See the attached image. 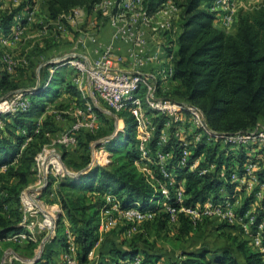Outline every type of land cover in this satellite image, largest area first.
<instances>
[{
  "label": "trees",
  "instance_id": "obj_1",
  "mask_svg": "<svg viewBox=\"0 0 264 264\" xmlns=\"http://www.w3.org/2000/svg\"><path fill=\"white\" fill-rule=\"evenodd\" d=\"M43 1L48 22L59 21L64 30H71L72 27L65 15L69 14L73 7L79 6L87 15H90L94 7L102 0ZM164 1L142 0L145 13L152 15ZM205 2L206 5L203 4ZM212 2L213 0H172L177 8L178 31L174 36L175 32L172 33L169 30L162 32L166 49L173 52V73L167 83L168 90H165L164 94L197 105L209 126L216 131L224 133L249 131L259 122L264 123V0L255 6L237 9L236 27L233 32L214 25L216 11L211 8ZM27 3L31 6L27 7ZM33 4L31 0H26L16 6L0 7V36L9 35L18 23L24 26L27 15L21 16L20 11L24 8L26 11L31 10ZM101 14H103L102 24L106 23L108 15L101 10H96L97 17L100 18ZM37 25L43 28L42 23ZM54 32L55 35L46 36L41 41L29 39L18 54L20 59L22 57L21 60L19 59L21 65L14 68V72L4 68L6 67L3 61L5 54L0 51V90L13 91L25 86L26 80L36 79L35 68L41 61V57L58 44L60 39L59 34L62 32L60 30H54ZM27 47L30 49L25 53ZM50 65L55 66L53 63L40 66L39 71L42 70L41 73L38 71L40 84L29 93L30 103L26 109L13 113H0V121L3 122L0 124V240H3L8 233L22 229L21 209L16 208L10 214L6 211L5 205L12 201L19 202L21 190L33 181L34 155L46 141L41 140L38 143L29 141L23 149L21 145L27 137L36 138L54 132L57 124L54 115H47L42 119L38 132H35L37 122L36 119H32V116L40 113L44 106L35 98L51 92L58 94V84L62 83L64 90L77 94L81 99L80 92L72 79H65L58 70L49 77ZM21 75L24 77L21 78ZM47 79L49 83L46 84ZM119 112L128 113L127 111ZM155 119L156 129L150 143L152 150L157 143L165 117L160 115ZM125 123L124 135L127 142L132 145V149L118 153L104 165L95 164L79 173L78 176L64 175L58 182L57 199L64 211V215L62 212L59 218L66 217L75 230V241L80 246L77 255L79 264L90 262L88 253L98 238L101 208L99 206L104 203V200L93 202L87 195L71 193L65 189L66 187L72 186L100 194L113 193L118 198H122L119 202L120 207H127L138 202L141 209L157 211L153 219L146 221L156 220L158 226L163 227L172 221L170 212L165 208L158 210L156 200L161 197L162 186H166L170 193L168 197L163 198L164 205L161 207L165 205L173 207L174 221L188 230L193 220L187 213L180 210V207L201 206L207 201H220L221 187H225L230 195L233 194L237 187V180L231 178L230 173L235 170L238 176L242 175L247 157L254 152V147L248 144H241L239 147L227 146L225 151V147L218 142L206 144L200 139L195 143L185 165L179 166L177 165L179 159L177 138L170 133L171 136L163 148L173 149V156L166 166L173 168L176 174L173 177L176 181L174 185L182 182L184 197L182 201H178L173 194V185L163 176L158 166L153 171L156 182L148 180L146 174L136 167L135 161L139 158V152L136 148L134 119L130 114ZM87 131L83 128L79 132V135L82 132L86 135L82 143L78 142V145L79 143L80 146L82 145V150L89 149V143L93 138ZM106 147L111 152L122 147V143L118 138H114L108 141ZM61 150L64 160L70 152L63 146ZM201 156L202 159L196 167L190 169V164ZM73 160H75L74 165L69 164V167L77 171L89 163V154L83 152L79 159ZM255 173L264 180V167L255 170ZM181 178L183 181L180 180ZM159 182H163L164 185L161 186ZM51 183L49 179L48 186ZM249 200L250 198L246 201V205L240 208L239 213L244 212ZM261 218L263 217H258L254 225ZM56 230V236L60 237L62 242L64 237L58 233V229ZM9 243L14 242L9 241ZM27 244L33 252L35 242L28 240ZM262 244L264 246V228ZM65 245L66 243L63 242L62 246ZM232 245L238 256L230 247L184 251L183 254L187 257L181 259L179 264H264V251L250 245L247 239H235ZM107 256L109 258H101L97 264H132L131 260L135 256H140V264H157L160 259L157 253L139 248L134 242L129 245L113 243L108 249ZM33 264L56 263L52 261L51 254L46 253V256L34 259Z\"/></svg>",
  "mask_w": 264,
  "mask_h": 264
},
{
  "label": "built area",
  "instance_id": "obj_2",
  "mask_svg": "<svg viewBox=\"0 0 264 264\" xmlns=\"http://www.w3.org/2000/svg\"><path fill=\"white\" fill-rule=\"evenodd\" d=\"M239 7L238 0H213L211 6L220 12L224 28L233 21ZM96 10L108 15L106 22L109 37H102L101 27L86 31L80 36L79 41L83 43L84 38H88L93 43L92 50L89 53L70 52L60 61L62 65L72 68V80L80 92L84 111L88 116L86 118L77 116L55 137L44 142L35 153L33 181L20 192L22 229L8 233L3 240L19 243L28 239L35 240L34 236L39 232L46 231L49 234L54 232L57 218L62 212L56 201H47L43 194L47 186L44 188V185L50 176L57 178L77 172L64 162L61 147L66 150L75 148L79 142L80 130L84 128L93 131L97 126L99 113L115 115L119 111H127L133 117L136 148L139 152L135 164L146 165V161L158 166L163 176L173 185V194L178 201H182L184 197L182 182L174 185L173 179H169L171 170L166 166L173 156V149L156 146L152 151L150 147L156 129L155 117L160 115L165 117V121L156 145L166 144L169 137L164 135L163 130L171 129L172 135L178 138L177 165H185L195 143L200 139L206 144L218 142L225 147V151L227 146L239 147L241 144H248L254 147V152L247 157L242 175L238 176L233 170L230 176L241 181L243 176L256 179L255 159L261 156L260 150H264V123L259 122L249 131L219 132L209 126L197 105L187 100L171 98L163 92L173 73V52L166 49L165 37L162 34L164 30L172 33L175 31L174 19L178 15L172 0L162 2L152 15L145 13L142 0H114L112 3L102 0L94 7L93 11ZM82 14V8L75 6L65 17L68 22H73L77 17H82ZM60 28L62 32L64 27ZM23 29V25L16 24L9 35L0 36V43L7 45L15 42ZM3 61L6 68L11 69L12 57L9 54L4 55ZM123 63L129 65L124 67ZM34 88L20 87L0 96V113L26 109L30 103L29 93ZM183 129L186 132L182 135ZM38 130L39 123L35 132ZM188 134L190 136L186 137ZM108 156L107 153H103L96 157L98 164L108 163L110 161ZM196 163L197 160L191 163L190 167L196 166ZM142 168L145 170V167ZM51 185L54 188V184ZM161 192L168 197L169 189L166 186H162ZM227 201H207L201 206H181L180 210L187 213L193 221L200 217L236 220L235 213ZM112 210L123 219L135 221L149 220L155 216L154 209H141L138 202L127 207H120L114 202L100 211L98 232L115 221ZM165 210L170 212V218L174 221V208L165 205ZM237 219L241 221V218ZM262 231L263 223L259 222L256 229L250 233L249 242L256 249L264 251ZM74 250V243H68L67 249L63 251V264H75ZM133 264H140V258L134 257Z\"/></svg>",
  "mask_w": 264,
  "mask_h": 264
},
{
  "label": "rangeland",
  "instance_id": "obj_3",
  "mask_svg": "<svg viewBox=\"0 0 264 264\" xmlns=\"http://www.w3.org/2000/svg\"><path fill=\"white\" fill-rule=\"evenodd\" d=\"M26 0H0V7L6 8L8 6H15L18 3L25 2ZM32 3H34L31 7L32 12L28 13L27 22L24 25V29L22 30L21 34L19 35L18 40H16L13 43H9L7 45L0 43V51L2 54H9L12 57V67L10 72H14V68L19 67L20 64V57L19 53L22 49V47L26 44V42L29 39L32 40H39L41 41L44 37L55 35L54 30H61L60 26L61 23L58 22H48L46 18V12L44 9V1L43 0H31ZM108 3H112L114 0H107ZM260 0H238V4L240 7L248 8L255 6L259 3ZM29 3V2H28ZM27 3V7H30ZM26 7V8H27ZM103 18V14L99 17H96V11H93L90 16L83 11L82 17H77L75 21L69 22L71 25V29L76 33H85L89 29H94V25H97V23L101 22ZM18 19V17H17ZM177 17L174 19L175 24V31H173V36L178 31V25L176 24ZM37 23H42L43 28H39ZM65 25V23H63ZM48 25H54L55 27H48ZM230 29L231 27H226V29ZM65 31V30H64ZM89 32V31H88ZM65 32H62V35H64ZM59 34V38H60ZM63 43L58 46V48H52L46 53L43 54L44 57H41V62H45L49 57H52L53 55L57 54V49L64 47V38ZM30 47H27L25 50L28 51ZM25 55V54H23ZM2 56V55H1ZM22 59V57H21ZM20 59V60H21ZM6 68V67H4ZM70 70H73L71 67H69ZM42 70L39 72L41 73ZM60 74L63 73L61 72ZM66 74V75H65ZM64 77L65 79H72V76L70 74L65 73ZM40 75V74H39ZM20 77V74H19ZM24 77V75H21V78ZM34 78V77H32ZM32 78H30L32 80ZM40 79V77H38ZM37 79L34 81L26 80L25 84L27 86H34ZM170 80L167 81L169 83ZM65 87V84H64ZM59 93L58 94H47L45 96H38L35 99H38L37 101H40L38 103H42L43 109L40 113L37 115L32 116V119H36L37 125H39L42 122V119L47 117V115H54L56 117V127L54 132L48 133L46 136L36 137V138H30L25 139L23 144L21 145V149H23L27 142L33 141L32 143H38V141H49L51 138L55 137L61 130H63L68 124L71 123L77 116H82L83 118H86L88 115L85 113L84 105L82 103V100L78 97L77 94L72 93L70 91H66L63 89L62 83L58 84ZM164 90H168L167 84L164 87ZM11 90H0V96L7 95L10 93ZM165 92V91H163ZM129 117V114L126 112H117L115 115L108 114V113H99L98 115V123L96 128L91 131L88 130L87 132L93 137L92 140L89 143V149L88 150H82V145L80 146V143L85 140L86 135L82 132L79 135V145H77L75 148L69 150V154L65 157L64 161L69 166V164L74 165L73 160L74 158L80 157V155L84 153L89 154V163L79 168V172H84L88 168L92 167L95 164H98V161L96 160L98 156H101L103 153H107L109 155L108 157L110 159H113L115 155L118 153H121L122 151H125L127 149H132V145L129 144L126 140V137L124 135L125 131V125H126V119ZM31 118V117H30ZM1 122L0 124H2ZM37 125L35 129L37 128ZM34 129V130H35ZM182 135L186 132L185 129H183ZM22 132V130H21ZM38 132V131H37ZM164 135L167 137L172 135L171 129H165L163 130ZM171 133V135H170ZM174 136V135H172ZM188 134L186 137H189ZM114 138H118L121 143L122 147L116 148L115 151H109L107 149L108 141ZM177 138V137H176ZM153 139V138H152ZM151 139V141H152ZM178 140V138H177ZM150 141V143H151ZM168 142V141H167ZM166 142V143H167ZM40 143V142H39ZM34 145V144H33ZM38 145V144H36ZM156 146H164L163 143ZM151 147V146H150ZM154 148V149H155ZM153 148H151L152 150ZM154 151V150H152ZM260 155L255 160L256 167L254 169H262L264 167V151L260 150ZM250 157V156H249ZM252 157V156H251ZM254 159V157H252ZM202 159L201 157H198L197 163ZM146 165L142 163L136 165V167L140 170H142L146 176L147 179L156 182L154 177V170L156 169V165L154 163L149 164V162H146ZM196 163V164H197ZM145 167V170H143ZM196 166L190 167V169H194ZM210 168H213V166H210ZM171 170V178L176 175L173 171V168ZM149 171V172H148ZM223 174V173H222ZM256 179L249 178L246 176H243V180L241 181L239 178H235L237 180V187L233 194H229L225 187H221L219 189L222 200H228L227 202L230 203L234 213L236 220H227L225 218L221 217H200L199 219H196V221H192L193 224H190L191 226H188V230L183 229L179 222L176 221H170L166 223L165 226L159 227L157 221H135V220H128L123 219L122 217L116 215V211H113V217L115 221L108 225L106 228L102 229L98 233L97 241L94 242L93 247L90 249L88 253V259L90 262L89 264H97L98 260L101 258H109L108 255V249L110 245L113 243L117 245H129L132 242L136 244L139 248L149 249L150 251H153L157 253L160 257V259L157 261V264H179L181 259L186 258L183 253L184 251H200L202 249L207 250H213L215 248L220 247H230L231 250L238 256L239 254L235 252L233 241L240 240V239H247L249 242V236L250 233L253 232L254 229H256V226L259 222L263 223L264 228V184H260L261 182L264 183V180H261L259 177V174L254 173ZM62 177H51L50 181L54 184L53 185H47V188L44 189L43 194L47 198V201H56L58 204L57 199V193L56 190L58 189V182L60 181ZM181 178L180 180H182ZM174 183L176 182L173 179ZM161 185H164V183L159 182ZM258 186V188H257ZM53 189V190H52ZM67 191H70L71 193L75 194H85L90 200L93 202H96L97 200H104V203H101L99 208L101 211L105 207H109L114 202L119 204V202L122 200V198H118L113 193H107V194H100L96 191H90V190H81L72 186L65 188ZM161 191V190H160ZM162 193V192H161ZM170 193V192H169ZM168 193V194H169ZM111 194V195H109ZM159 199L156 200V207L158 210L161 208H165V206L161 207V205H164L163 198H165L164 194L162 193L160 195ZM212 196V195H210ZM249 200L247 203V207L245 208L243 213L240 212V208L244 205H246V201ZM252 198V199H251ZM252 200V201H251ZM103 202V201H102ZM60 206V204H59ZM21 207V201L19 202H10L9 204L5 205L6 211L10 214H12V210L14 211L16 208L20 209ZM61 208V206H60ZM61 212L64 211L61 208ZM262 212V213H261ZM100 213V212H99ZM157 211H155V214ZM62 215V214H61ZM60 215V216H61ZM59 216V217H60ZM58 217V218H59ZM258 217H263L260 219L256 225H254L255 220ZM58 218L56 221V227L52 234L45 232H39L34 236L35 240H32L35 242V248L32 252V249L27 244L28 240H23L21 242H14L9 243V241L6 240H0V251H1V262L0 264H33L34 259L40 257V256H46V253L51 254L52 261L56 264H63V251L67 249V245L70 242H73L75 245V250L73 252V256H75L76 262L75 264H79L78 261V252L80 250V246L77 241H75V230H73L72 224L69 223L68 219L64 217L61 220V223L59 224ZM237 218H241V221H238ZM153 219V218H152ZM151 220V219H149ZM21 222V221H20ZM224 223H227L224 225ZM246 228H245V227ZM58 233L62 234V237H64V240L61 242L60 237L56 236L57 230ZM146 240V241H145ZM12 242V241H10ZM66 243V245L63 247L62 243ZM209 256V251L208 254ZM140 258V256H135ZM134 259V258H133ZM133 259L131 260V263L133 264Z\"/></svg>",
  "mask_w": 264,
  "mask_h": 264
},
{
  "label": "crops",
  "instance_id": "obj_4",
  "mask_svg": "<svg viewBox=\"0 0 264 264\" xmlns=\"http://www.w3.org/2000/svg\"><path fill=\"white\" fill-rule=\"evenodd\" d=\"M261 1L262 0H260L259 3ZM203 4L206 5V2L203 3ZM31 10H33V9H31ZM31 10H29V12ZM29 12L26 11L25 8H24V9H21L20 14H21V16L27 15V17H28V13ZM220 15H221L220 12L217 10L216 11V17L214 19V25L217 26L218 28H223V29H225V30H227L229 32H233L235 30V27H236V18L234 17L233 21L230 23L229 27H231V28L230 29H228V28L226 29V28H224L222 26ZM94 27H101V31L100 32H101V35H102L103 38L104 37L105 38L109 37V27H108L107 22L103 23V24H102V22H99V23H97V25H94ZM93 30L94 29H89L88 31L90 32V31H93ZM62 32H65V34L63 33L64 35H62V33H61V37L58 40V44H56L52 48H55V47L58 48V46L63 43V39L62 38L65 39L64 40V42H65L64 43V47L57 49V51H56L57 54L53 55L52 57H49L47 60H45V62H41L40 61L37 64V66L35 68V75H36L37 81H36L35 85L32 86V87H36L38 84H40V79L38 78L39 77L38 71H39L40 66H42L44 64H47V63H53V65H55V66L50 65L48 67L49 77H50V75L52 73H54L55 70H58L59 72H62L63 76H64L65 73H68V74H70V76H72V71L70 70V68L68 66L62 65L60 63L61 59L63 57H65L67 54H69L70 52H73V51L76 52V53H83V52L89 53L92 50L93 43L91 41H89L88 38H84V42L83 43L81 41H79V38H81L80 36L82 35L81 33H76V31L74 32L72 29L71 30H65V31L63 30ZM52 48H50V49H52ZM42 57H44V56H42ZM128 65L129 64H127V63H123L122 64V66H124V67H126ZM45 83L46 84L49 83V79H47ZM22 87H26V85L22 86ZM27 87H31V86H27ZM0 123H1V121H0ZM109 195H111V194H109Z\"/></svg>",
  "mask_w": 264,
  "mask_h": 264
},
{
  "label": "water",
  "instance_id": "obj_5",
  "mask_svg": "<svg viewBox=\"0 0 264 264\" xmlns=\"http://www.w3.org/2000/svg\"><path fill=\"white\" fill-rule=\"evenodd\" d=\"M79 173H81V172L77 171L76 173L72 174V176H78ZM47 184H48V182L44 185V188L47 186Z\"/></svg>",
  "mask_w": 264,
  "mask_h": 264
}]
</instances>
